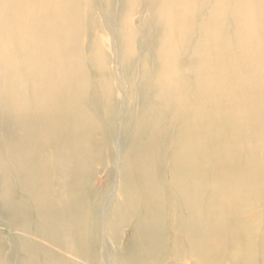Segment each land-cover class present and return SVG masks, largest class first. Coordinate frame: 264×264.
<instances>
[{
  "label": "bare ground",
  "instance_id": "1",
  "mask_svg": "<svg viewBox=\"0 0 264 264\" xmlns=\"http://www.w3.org/2000/svg\"><path fill=\"white\" fill-rule=\"evenodd\" d=\"M100 1L0 0V264H264V0Z\"/></svg>",
  "mask_w": 264,
  "mask_h": 264
},
{
  "label": "rangeland",
  "instance_id": "2",
  "mask_svg": "<svg viewBox=\"0 0 264 264\" xmlns=\"http://www.w3.org/2000/svg\"><path fill=\"white\" fill-rule=\"evenodd\" d=\"M99 2H101L100 0H99ZM120 4V3H119ZM116 5H118V2H116ZM99 6L101 7V6H103V5H101V4H99ZM117 7V6H116ZM138 12V14L136 15H134L133 16V18L134 19H136V20H138L139 18H140V16H145L146 14H147V10H146V8L145 7H141V9H139V10H137ZM114 34H113V37H112V40L114 41V43H115V46H117L116 47V55H114V62H113V64L112 65H115L116 66V69H115V71L117 72V74L118 75H122V70L119 68V67H121L120 66V57L118 56L119 55V48H120V44H121V39H122V37H121V35H120V32H119V22H116L115 24H114ZM85 34H86V37H85V41H86V44H87V46H88V44H89V40L90 39H93L95 36L93 35L94 34V31L92 30V28H91V26L86 30V32H85ZM102 38H105L104 36H102ZM149 38L150 37H148V39H147V42L149 43L150 42V40H149ZM148 51L149 50H147L146 52L148 53ZM149 53H151L152 54V56H154L155 57V49H153V48H151V52H149ZM145 53H144V51L143 52H140V51H135L134 52V54H133V61H135L137 58H139L138 60H140V58H141V56L142 55H144ZM182 58H180V62L181 63H183L184 61H182L181 60ZM153 68H155V64H153V66H152ZM120 123V122H119ZM103 175H104V173L100 176V177H103ZM130 229L129 227H126V228H124L122 231V235H124L125 236V238L127 237V236H131L132 235V231L130 232V231H128V230Z\"/></svg>",
  "mask_w": 264,
  "mask_h": 264
}]
</instances>
